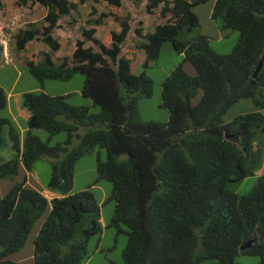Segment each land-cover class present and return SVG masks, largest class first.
I'll use <instances>...</instances> for the list:
<instances>
[{
	"label": "trees",
	"instance_id": "trees-1",
	"mask_svg": "<svg viewBox=\"0 0 264 264\" xmlns=\"http://www.w3.org/2000/svg\"><path fill=\"white\" fill-rule=\"evenodd\" d=\"M28 1L47 9L46 25L20 30L16 49L23 52L37 42L51 52L37 63L29 61L30 73L43 86L46 80L69 81L83 74V94L100 111L74 106L68 96L27 92L22 96V107L30 113L24 140L12 120L0 117V151L8 146L7 136L13 150L7 161L0 155V180L22 168L31 172L46 159L52 165L48 188L62 196L49 202L26 183L4 197L0 194V264H17L9 256L23 247L48 209L35 240L36 264H86L90 240L103 231L100 205L92 191H71L76 163L98 147L107 152V160L99 161V179L113 185L110 226L127 228L122 264H196L208 259L236 264L240 254L255 255L264 264V173L247 196L226 189L229 182L256 175L264 163V67L255 76L264 57V0L215 1L211 19L217 28L239 34L229 54L216 52L207 36L196 33L201 20L194 9L210 0H147L148 14L161 9L159 16L169 20L154 33L136 31L142 40L135 48L146 53L144 67L171 44L197 71L190 76L181 64L163 83L162 106L170 113L166 123L140 116L139 102L152 96L153 83L145 71L133 74L132 61L123 55L132 32L128 22L121 21V32H113L106 46L95 37V27L107 14L92 20L98 12L93 8L86 25L76 31L79 22L71 19L67 25L76 33V51L55 63L52 54L61 45L54 32L64 27L65 17L81 12L84 1L20 0V5ZM104 1L114 7L124 3ZM245 99L255 111L224 122ZM8 102L0 87V111ZM33 130L47 132L48 141ZM62 133L67 139L51 145ZM254 239L252 249L241 251Z\"/></svg>",
	"mask_w": 264,
	"mask_h": 264
},
{
	"label": "rangeland",
	"instance_id": "rangeland-1",
	"mask_svg": "<svg viewBox=\"0 0 264 264\" xmlns=\"http://www.w3.org/2000/svg\"><path fill=\"white\" fill-rule=\"evenodd\" d=\"M84 0H78L77 3L81 4ZM85 2V1H84ZM126 2H129L131 7L126 6ZM135 7L137 0H134ZM0 8V38H4L6 44L4 48L0 46V87L10 97L8 107L5 110L0 111V117L8 118L13 121L14 125L22 133V129L27 126L22 121L16 118V103L15 100L20 95V99L23 94L27 92H43L50 96H68L67 101L74 106H87L91 108L93 113L100 111L99 107L93 106V102L84 96L83 88L86 82V76L83 74H77L69 81H53L46 80L44 86L39 80L32 76L27 66V63L31 60L30 53L23 54L16 49L15 36L20 30L27 27L26 22L29 17V12L19 11L26 5H20V0H1ZM215 0H211L207 4L200 5L194 9L199 15L201 20V28L196 32H201L208 37L212 49L221 54H229L233 51L239 40V34L233 31L221 32L220 34L214 29V25L209 23L208 12L214 6ZM31 4L28 2V5ZM83 5V4H82ZM124 5V6H123ZM123 9H114L117 12L116 15L120 16L116 22L107 21L108 30L113 29L115 23H121L126 21L131 23L132 32L129 40H127L124 46L123 54L136 55L135 45L140 42L139 37L135 36L136 31L142 28L140 23L135 21L132 17V12L128 9L132 8L131 0H124ZM136 12L135 9H132ZM34 10H31L33 12ZM157 11V12H156ZM157 15H160L161 9L155 10ZM36 13V11H35ZM92 13V12H91ZM90 13V14H91ZM37 14H40L37 12ZM82 11L76 13L77 22H81L80 19H84L85 23L90 19V16L84 17ZM100 17V14L94 13L92 20ZM29 19V18H28ZM155 18H152V20ZM17 20L18 25L13 23ZM114 21V22H113ZM118 21V22H117ZM148 20H146L147 23ZM159 22V20H157ZM155 25V21H149V25ZM38 24H42L38 22ZM148 25V24H147ZM151 32V30H148ZM105 35H100L103 38ZM76 37V36H75ZM38 47L35 52L40 53L41 56V43H37ZM47 45H44L46 47ZM31 48V47H30ZM8 49V53L5 50ZM48 49V47H47ZM65 50L67 48L65 47ZM131 50V52H129ZM4 55L10 56V65L7 64ZM62 50L57 52V57H61ZM43 57V54H42ZM143 59V60H142ZM143 53H140L133 60L132 72L135 75H140L144 71L147 77L152 81V96L150 98H143L139 102L140 116L145 121H159L166 123L170 118L169 110L162 106V92L163 83L171 75V73L181 64L184 70L190 76H196V69L189 63L184 62V55H180L176 52L171 44H165L160 52L159 58L152 62L148 68L144 67ZM7 64V65H6ZM202 97V91L194 98L193 103H199ZM255 111V106L248 100H242L237 103L232 109L225 115L224 122L228 123L239 115H245ZM35 136H38L44 142H47L50 135L44 130H33ZM22 140L25 138V134L21 135ZM67 139V134L62 133L51 139L50 144L56 145ZM260 139L264 140L261 136ZM8 146L0 151V155L5 161L9 160L13 156V150L11 142L7 136ZM3 160V161H4ZM107 160V152L102 148H96L95 151L89 155L81 158L75 165V177L74 186L71 194H77L85 190L92 191L100 205L101 223L103 225V231L100 235L92 237L88 247L89 259L86 264H122L123 252L128 244V235L126 234L127 228L122 226V231H119L115 227L110 226L112 217L114 215L115 202L111 199L113 185L107 180H100L98 175L99 161ZM52 165L51 161L44 159L36 165V168L29 172L25 168H22L18 175L14 177H8L0 180V194L2 197L6 196L15 186L26 183L28 187H32L44 195L45 191H50L48 183L51 178ZM264 173V163L260 171L252 176L248 177L241 182H229L226 185V189L229 192H233L239 196H247L253 189L259 177ZM52 192V191H51ZM54 193V192H52ZM54 194H57L56 192ZM54 199V198H53ZM49 202L52 199H49ZM50 209L38 219L37 223L33 226L30 234L28 235L23 247L16 253L9 256V260L16 262L17 264H36L34 260L35 240L45 223ZM236 264H259V257L255 255L240 254L236 260ZM196 264H219L216 259H208Z\"/></svg>",
	"mask_w": 264,
	"mask_h": 264
},
{
	"label": "crops",
	"instance_id": "crops-1",
	"mask_svg": "<svg viewBox=\"0 0 264 264\" xmlns=\"http://www.w3.org/2000/svg\"><path fill=\"white\" fill-rule=\"evenodd\" d=\"M68 1L69 2H74V3L78 2V0H68ZM84 1H85L84 4L81 5V7H80V11H82V13H83L81 15H83L84 17L89 16V14L92 12L93 8H95L100 15L101 14H107L108 15L103 20V24L102 25H98V26L95 27L96 31H97L95 37L98 40H100L101 42H104L103 38L100 37V35L101 34L105 35L104 36V39H105L104 43H106V46H110V44H111V41H110L111 37L110 36H111V34L113 32H116V33L121 32V23H119V24L115 23L114 24L115 26L113 27V29L108 30L107 21H112L111 19H113L116 22V20L119 19L120 16H118L119 14L116 15L117 12L114 11V9H120V8L123 9L124 5L121 6V7H114V6L109 5L104 0H97L98 2H95V0H84ZM131 1H132V8L128 9V10L129 11H133L132 12V17L136 19L135 21H137L138 23L141 24V25H139V27L142 26L141 29H143V34L154 33L157 25L163 24V22H166V21L169 20V19H167V20L166 19H162L159 15L156 14L157 11L155 12L154 15H149L146 12L147 0H137L136 7L134 5L135 4L134 0H131ZM28 2H30L31 4L28 5V3H27L26 7L22 8L21 10H19V11L24 10V11L29 12V17H28L29 19L27 18V21L24 22V23H26L27 27L30 24H34V23H38V22L43 23L44 25H46L45 22H44V18H45L46 14H47V9L44 6H42L40 3L34 4L31 1H28ZM126 6L131 7L129 5V2H126ZM132 9H135L136 12L134 10H132ZM31 10H34V11L31 12ZM156 10H158V9H156ZM35 11H36V13H35ZM212 11H213V7L208 12L209 23H212L214 25L213 27L217 31L218 34H220L221 32L226 33L227 31L220 30L219 28H217L215 23L212 21V19H211ZM37 12H39L40 14H37ZM152 18H155V19L152 20ZM71 19H75L76 20V12H72L71 16L65 17L64 21H63L64 27L60 28V29H58V30H56L54 32V37L59 40L60 45H61V49L59 51L62 50V54H64L61 57H57L56 56L57 52L53 53L52 54V59H53V61L55 63H58L61 58H64L66 56L73 57L74 53L76 51V37H75L76 33L71 28H69L68 25H67V24H69ZM120 19H121V17H120ZM146 20H148L147 23H146ZM157 20H159V22ZM14 21L15 22L13 24L15 26H17L18 25L17 20H14ZM80 21L81 22L79 23V26H77V28L76 27L74 28L75 31L76 30H80L81 27L86 25L84 19H80ZM149 21H155V25L153 24V22H151V24H153V25H149ZM0 24H1V21H0ZM129 24L131 25V23H129ZM148 30H151V32H148ZM130 36H131V34L129 35V38H130ZM129 38H128V40H129ZM1 43H5L4 38H0V44ZM44 45L45 44H43V43H41V45H40L42 47L41 48V51H42L41 56H40V53L35 52V50L37 49L36 47H38L37 42L33 43L31 45L32 46L31 48H28V50H27L28 52L27 53H30V55L32 56V59L38 58L39 60H42L43 59L42 54H45V53L51 54L50 49L49 48L47 49V46L44 47ZM125 45H126V43H125ZM65 47L67 48V50H65ZM129 52H131V50H129ZM134 53H136V55L131 56V54H129V53L123 54V55L125 57L129 58L132 61V64H133L134 58L136 56H138L140 53H143L144 59H146V53H145L144 50L135 49ZM13 97H14V95L11 96V97H10V94L8 95L9 99L13 98ZM15 103H16V107H17V109H16V118H17V120L22 121L24 125H26L28 120H29V118H30V113L26 109H24L22 107V98L20 99V95L15 100ZM24 128L25 129H22V133L21 134H24L28 130L27 126L24 127ZM44 196L49 198V199H53L55 197H60L58 194H54L51 191H45L44 192Z\"/></svg>",
	"mask_w": 264,
	"mask_h": 264
},
{
	"label": "water",
	"instance_id": "water-1",
	"mask_svg": "<svg viewBox=\"0 0 264 264\" xmlns=\"http://www.w3.org/2000/svg\"><path fill=\"white\" fill-rule=\"evenodd\" d=\"M264 67V57L261 59V61L259 62L258 66H257V69H256V73H255V76L258 75V73L263 69ZM256 242V240H250L248 241L246 244H244L242 247H241V251H246V250H249L251 248L254 247V243Z\"/></svg>",
	"mask_w": 264,
	"mask_h": 264
},
{
	"label": "clouds",
	"instance_id": "clouds-1",
	"mask_svg": "<svg viewBox=\"0 0 264 264\" xmlns=\"http://www.w3.org/2000/svg\"><path fill=\"white\" fill-rule=\"evenodd\" d=\"M210 1H211V0H210ZM210 1H209V2H210ZM215 1H216V0H215ZM209 2H208V3H209ZM214 4H215V3H214ZM202 5H203V4H202ZM199 6H200V5H199ZM197 7H198V6H197ZM213 7H214V6H213ZM195 8H196V7H195ZM146 12H147V9H146ZM149 15H150V14H149ZM162 19H163V18H162ZM156 27H157V26H156ZM26 28H27V27H26ZM139 29H140V28H139ZM139 29H138V30H139ZM155 30H156V29H155ZM140 39H141V38H140ZM14 40H15V39H14ZM141 40H142V39H141ZM4 44H6V41H5V43H1L0 46H2V47L4 48ZM27 50H28V47L26 48L25 51H23V52H21V53H23V54H27V52H28ZM5 53H8V49L5 50ZM4 57H5V59H6L7 64L10 65V62H9V61H10V60H9V59H10V56H9V55H8V56H7V55H4ZM30 61H34L35 63H37V62H39V61H41V60H39L38 58L32 59V56H31V60H30ZM7 64H6V65H7ZM27 64H28V63H27ZM8 100H9V98H8ZM27 127H28V126H27ZM259 171H260V170H259ZM259 171H258V172H259ZM258 172H257V173H258ZM257 173H256V174H257ZM59 196H60V195H59ZM61 197H62V196H60V197H55V198H61ZM46 198H47V197H46ZM55 198H54V199H55ZM47 199H48V198H47ZM52 200H53V199H52ZM50 202H51V201H50ZM253 245H254V244H253ZM251 249H252V248H251Z\"/></svg>",
	"mask_w": 264,
	"mask_h": 264
}]
</instances>
